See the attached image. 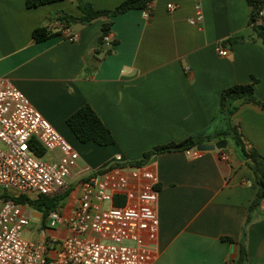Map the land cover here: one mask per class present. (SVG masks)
Here are the masks:
<instances>
[{"label": "crops", "instance_id": "1", "mask_svg": "<svg viewBox=\"0 0 264 264\" xmlns=\"http://www.w3.org/2000/svg\"><path fill=\"white\" fill-rule=\"evenodd\" d=\"M88 1L113 9L123 0ZM169 3L179 7L169 11ZM152 5L148 17L144 9L113 17L108 36L117 43L102 57L96 52L108 18L70 23L79 35L76 41L62 34L43 41L33 36L39 26L62 30L65 14L82 15L76 0L32 7L27 0H0V76L11 78L79 152L75 178L109 166L117 156L131 162L156 145L214 132L221 125L215 118L222 91L233 84L254 82L264 100V44L250 24L247 0H201L202 19L196 24L190 23L195 0H154ZM234 37L244 39L231 43ZM220 44L229 49L228 56L219 55ZM85 104L111 129L115 143L78 139L67 118ZM237 104L232 120L249 145L264 154V108ZM146 165L159 178V231L150 242V264H233L247 207L258 190L235 145L229 141L200 156L167 151ZM256 214L246 229V264H264V199ZM51 232L63 236L67 230L61 226Z\"/></svg>", "mask_w": 264, "mask_h": 264}, {"label": "built area", "instance_id": "2", "mask_svg": "<svg viewBox=\"0 0 264 264\" xmlns=\"http://www.w3.org/2000/svg\"><path fill=\"white\" fill-rule=\"evenodd\" d=\"M255 1L252 25L264 31V0ZM178 7L167 5L169 11ZM152 8L149 3L144 9L146 17ZM195 9L192 24L202 19L201 0H195ZM61 32L70 41L78 40V33L68 25ZM106 40L111 45L109 36ZM218 53L228 56L229 49L220 44ZM34 140L45 155H37L31 147ZM186 152L200 156L203 151L192 147ZM222 157L227 159L228 154ZM79 159V152L12 79L0 76V189L31 197L78 189L73 207L65 212L59 205L45 225L30 205L1 200L0 264H150V242L159 231L157 173L146 164L132 165L117 156L109 166L82 171L75 178ZM117 198L124 204L114 205ZM105 202L109 208H104ZM33 223L43 226L42 232L37 238H26V228ZM56 226L67 233L53 234Z\"/></svg>", "mask_w": 264, "mask_h": 264}, {"label": "trees", "instance_id": "3", "mask_svg": "<svg viewBox=\"0 0 264 264\" xmlns=\"http://www.w3.org/2000/svg\"><path fill=\"white\" fill-rule=\"evenodd\" d=\"M55 0H27L29 7L38 6L44 3L52 2ZM154 0H123L113 9H98L88 0H76V4L82 11V15L75 16L71 14H65V25L70 23L89 24L98 18H108L102 25V34L99 37V47L97 49L98 54H102L105 57L107 54L112 53L113 46L117 42L111 40V45L107 43L106 37L110 34L113 26V17L123 14L131 9H145L149 3ZM250 5V24L253 27L254 33L264 44V31L252 25V21L255 16V0H247ZM61 30L52 31L46 26H39L34 29L33 36L36 41H43L52 36L60 35ZM244 39L243 37H234L230 39V42ZM241 100L242 103H253L264 108V100H261L255 92L254 82L250 83H237L223 89L220 99V104L217 110L215 121L218 123V129L212 133H198L190 135L189 137L179 142H168L154 146L151 150L144 153L143 157L127 162L132 165H145L152 161L160 153L173 150H186L192 147H198L202 144L216 142L223 140L225 142L231 141L240 156L245 160L247 166L252 171V174L258 185L256 195L249 203L247 210L248 214L242 229V238L239 241V254L238 258L233 264H246L248 260V252L246 248V229L251 221L257 217V209L264 199V154L258 151L254 146L249 145L244 134L242 133L238 123L232 120V115L236 112L239 105L237 102ZM67 123L82 142L94 140L101 145H109L115 143V137L111 129L103 122L97 112L90 104H85L73 112L68 118ZM31 147L35 150L37 155H45V150L37 144L34 140L31 142ZM71 189H67L59 194L45 195L39 194L35 197H31L27 194L14 195L7 191L0 192V199H14L18 203L28 204L36 212H42L44 214L43 224L45 225L46 219L49 213L63 203L65 198L69 195ZM124 202L117 198L114 201V205H123ZM226 240L233 241L230 237H224Z\"/></svg>", "mask_w": 264, "mask_h": 264}, {"label": "rangeland", "instance_id": "4", "mask_svg": "<svg viewBox=\"0 0 264 264\" xmlns=\"http://www.w3.org/2000/svg\"><path fill=\"white\" fill-rule=\"evenodd\" d=\"M74 188V189H73ZM0 192H3L2 189H0ZM77 194H78V189L75 187H71L70 193L69 195L65 198V200L62 203V207L65 208V206H71V204L76 202L77 199ZM35 193L33 194L32 197H35ZM1 200L0 199V207H1ZM70 206L68 207V209L70 208ZM110 203L109 202H105L104 204V208H109ZM42 228L43 226H41L39 223H33L31 226L26 228V232H25V237L32 239V238H37L39 236V234L42 232ZM59 228L58 226L55 227V229ZM126 244H133L130 241H125Z\"/></svg>", "mask_w": 264, "mask_h": 264}, {"label": "water", "instance_id": "5", "mask_svg": "<svg viewBox=\"0 0 264 264\" xmlns=\"http://www.w3.org/2000/svg\"><path fill=\"white\" fill-rule=\"evenodd\" d=\"M227 146V142L223 141V140H218L216 142H211V143H206V144H202L200 146H198L199 149H201L202 151L204 150H215V149H223ZM37 213L38 217H41L42 214Z\"/></svg>", "mask_w": 264, "mask_h": 264}, {"label": "flooded vegetation", "instance_id": "6", "mask_svg": "<svg viewBox=\"0 0 264 264\" xmlns=\"http://www.w3.org/2000/svg\"><path fill=\"white\" fill-rule=\"evenodd\" d=\"M39 213H41L42 214V217H44V214L42 212H39Z\"/></svg>", "mask_w": 264, "mask_h": 264}]
</instances>
